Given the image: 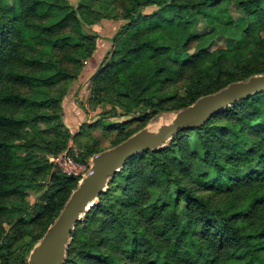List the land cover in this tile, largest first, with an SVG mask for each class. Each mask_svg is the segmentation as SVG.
<instances>
[{"label": "trees", "instance_id": "obj_1", "mask_svg": "<svg viewBox=\"0 0 264 264\" xmlns=\"http://www.w3.org/2000/svg\"><path fill=\"white\" fill-rule=\"evenodd\" d=\"M101 17L121 22L91 76L92 94L120 108L108 147L264 73V0H0V264H27L77 185L34 146L66 147L57 112ZM198 19L208 32H194ZM216 37L225 47L209 50ZM104 148L86 143L76 159ZM46 175L53 190L30 205ZM63 264H264V91L128 159L76 223Z\"/></svg>", "mask_w": 264, "mask_h": 264}, {"label": "water", "instance_id": "obj_2", "mask_svg": "<svg viewBox=\"0 0 264 264\" xmlns=\"http://www.w3.org/2000/svg\"><path fill=\"white\" fill-rule=\"evenodd\" d=\"M263 91L264 73L230 82L215 92L198 97L190 105L170 112L169 120H158L152 125L161 114L121 142L94 153L89 160V172L78 180L52 224L33 245L27 264L64 263L76 223L94 206L107 189L110 178L128 159L148 150L163 148L184 129L200 126L221 109Z\"/></svg>", "mask_w": 264, "mask_h": 264}, {"label": "rangeland", "instance_id": "obj_3", "mask_svg": "<svg viewBox=\"0 0 264 264\" xmlns=\"http://www.w3.org/2000/svg\"><path fill=\"white\" fill-rule=\"evenodd\" d=\"M69 1L72 4H76L77 2V0ZM152 9V7L148 8L149 11ZM231 14L234 18H237L241 15V12L238 8L232 6ZM120 23V21L101 17L91 24L90 29L97 34L95 46L89 56L82 59V69L79 71L77 78L73 80L65 90L60 108L57 112V114L61 115L62 127L68 135L67 145L64 149H73L72 152L74 151L78 155L84 151L86 143L95 145L99 148L108 147L117 134V129L109 127L113 118H108L107 115H110L111 112H115L116 109L118 110L120 108L117 107L118 105L113 98L97 99L92 94L91 76L99 68L106 53L111 48L112 38L118 30ZM208 31L209 28H207L206 23L198 19L194 32L201 35ZM225 45L226 38L216 37L208 43L207 48L213 50L216 48H223ZM104 117L108 119L104 120ZM170 117L171 113H164L152 121V125H155L158 120L167 121ZM99 118L101 122L94 124ZM124 125V128L129 129L137 125V122L131 121ZM46 142L47 140L40 141L36 139L34 151L48 159V156L52 154H49L50 151L47 148ZM36 183V187L30 190L26 197L30 205L40 202L43 194L50 193L53 190V186L47 175L44 179ZM113 184H116V182H113ZM112 193L110 197L116 194V192Z\"/></svg>", "mask_w": 264, "mask_h": 264}, {"label": "built area", "instance_id": "obj_4", "mask_svg": "<svg viewBox=\"0 0 264 264\" xmlns=\"http://www.w3.org/2000/svg\"><path fill=\"white\" fill-rule=\"evenodd\" d=\"M73 149H64L58 154L48 156V161L53 165L54 169L66 176L78 178V180L86 175L90 170L89 160L82 162L76 159L78 156ZM91 158V157H90Z\"/></svg>", "mask_w": 264, "mask_h": 264}]
</instances>
